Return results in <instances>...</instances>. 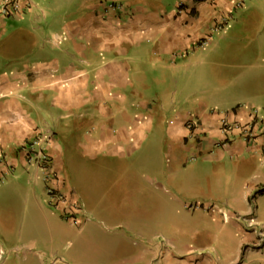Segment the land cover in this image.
I'll return each mask as SVG.
<instances>
[{"label":"crops","instance_id":"obj_1","mask_svg":"<svg viewBox=\"0 0 264 264\" xmlns=\"http://www.w3.org/2000/svg\"><path fill=\"white\" fill-rule=\"evenodd\" d=\"M240 6L245 21L264 20V0H15L14 13L0 11V183L10 174L19 186L22 173L27 188L14 190L25 197L14 219L1 211L13 193L0 190V264H264V30L219 28ZM156 79L179 96L148 95ZM192 87L204 93L188 102ZM223 118L250 123L251 138L223 132ZM145 146L155 156L142 161ZM78 154L93 168H132L131 158L140 168L129 178L137 173V183L116 175L114 207L87 209L106 217L77 228L73 251L62 253L72 224L46 190L80 202L65 186ZM204 166L221 172L218 192L195 174ZM191 186L201 192L184 195ZM160 193L191 216V230L175 221L162 239L144 218L132 221Z\"/></svg>","mask_w":264,"mask_h":264},{"label":"rangeland","instance_id":"obj_2","mask_svg":"<svg viewBox=\"0 0 264 264\" xmlns=\"http://www.w3.org/2000/svg\"><path fill=\"white\" fill-rule=\"evenodd\" d=\"M242 7V8H241ZM240 10L239 13H231V16H229L228 18H226L221 25L219 26V28H225L228 29L230 32V35L239 32V31H245L248 32L249 34H252L255 31H262L264 30V20H260L259 18H253L252 21L250 22V20L245 21L244 19V15L248 14L247 12H245L243 10V6H240L237 8L236 11ZM243 11V12H241ZM257 20V21H256ZM150 73L152 74H159V71H155L154 66H150ZM165 72V73H164ZM163 72V77H165L166 79L167 74L170 73V71L168 70H164ZM223 73V72H222ZM219 76H221V74ZM178 78V76H176ZM160 80L156 79L155 82L151 85H149L148 87H146V92L148 95L151 94V92L154 93H160L157 95V98H159V100L163 102L166 101V99H168V95L166 94L167 90H170L171 87H167V85L161 84L159 83ZM189 88V87H188ZM194 87L190 88L191 92L190 94L191 97L189 98L188 102L192 101L193 99H197L198 97H202L203 93L199 90L193 89ZM212 88H214L212 86ZM144 89V90H145ZM185 93H187L185 91ZM209 93V94H208ZM204 95H209V97H211L213 95L212 91L208 92ZM182 95H185L184 92L182 93ZM169 96L172 98V96H179L178 90H174L172 92V89L170 91ZM230 97V96H229ZM169 100V99H168ZM227 100H223L222 102H226ZM165 106V104H164ZM170 109V108H169ZM168 107H165L164 110H162V114L167 115V113L169 114L171 110H169ZM172 109L174 110L175 108L172 106ZM171 117H164L163 120L167 121L168 119H170ZM149 148V147H148ZM147 146L143 147L141 150V159L142 161L145 159V157H154L155 155L152 154H147ZM77 153L81 152V150H75ZM149 152V151H148ZM79 156V157H78ZM84 155L82 154H78L77 155V160H78V165L75 166H71L69 164V162L67 161L65 164V168H66V173L68 172L69 175H71V177L67 178V181L65 183L66 188L68 186H72L73 189V193L76 197H78V200H80V206L82 209V212L80 214H76V219L79 220V223H74L69 221L72 225L71 227L68 226L65 234L61 237L60 239V252L62 253H66V252H71L74 249V235H75V231L77 230V228L83 227V231L85 232L84 229H88V225L90 223L95 222L96 220H103V216L106 217V214L103 213V215L101 214H95V213H89L86 214V210L91 208H94L96 206H98L99 211L102 212V210L104 209H108L111 208L110 206L114 205L113 202L115 200V196L112 194L113 188H112V184H116L115 181H119V176L116 175H120V174H125V177L122 178L121 180L124 181V183L122 184H127L129 185L131 182H136V178L138 175L137 173L135 174V177L130 180V175L132 173V176L134 174V170L133 168H139L138 167V160L135 162L134 158L130 159L133 162H130L132 164H134L135 166L130 168L129 164L127 165V167L125 168L124 166V170H123V166L121 167H113L115 170L112 169V167H103V166H99L98 168H93L90 162L87 161V159L85 157H82ZM161 163H162V169L165 170L168 168V166L170 165V158H167L165 155H162L161 157H159ZM128 161V160H127ZM146 162V161H145ZM149 162V161H148ZM122 163V160H121ZM123 164V163H122ZM146 167V166H144ZM143 166L141 169H145ZM126 169V170H125ZM215 168L213 167H208V166H204L203 168H196L195 174L200 176V178L202 180L207 179L210 184L212 183L213 185H211V189H214L215 191L218 192V185H215L216 181L218 183L219 180H217V178H215V173L217 174H221V172H215L214 171ZM19 169L15 170V174H19ZM180 170V172H178V174H182ZM185 172V171H184ZM226 174V173H225ZM13 175H14V171H13ZM128 176V177H127ZM140 176H141V172H140ZM19 180H20V185H16L17 183H14V181H18V180H13L10 176V174L6 177V179H4L1 183H0V190L5 189V187H9L7 189L11 190L13 193V196L11 199H2L1 197V211L3 209H5V212L2 211V214L4 215V217H8L9 215H11L14 219V210H16L17 214L22 207V204L24 202L25 197H22V193L21 194H16L17 198H14V190H16L17 192H24L26 191V187L24 184V180H25V174L20 173L19 175ZM219 179V178H218ZM7 180V181H5ZM10 180V181H9ZM206 181V180H205ZM120 183V182H119ZM142 184L146 185L145 183L141 182ZM214 187V188H213ZM127 191H129L130 186H127ZM142 188L146 189L147 191H150L151 189H153L152 186H142ZM199 189V190H198ZM193 188L191 186V190L186 191V193L184 195H195L198 194L199 192H201L200 188ZM238 189V186L235 188ZM199 191L198 193L196 191ZM191 191V192H190ZM129 195V193L127 194V196ZM157 196H160V198L156 197L153 200L150 198H146L145 200H147L148 202H150L148 204V206L145 209V212H142L141 215H139L137 210H132L131 215H129L132 219V221L135 220H139L144 218V223H146L147 225V229L146 232L147 234H152V233H157L161 234V235H157L159 237H161L162 239H166L167 236H170L172 232H176V228L174 226L175 225V221H177L179 223V232L180 233H185L189 230H191V225L193 226L192 223V219L190 218L191 216H189L188 214H186V212H183L182 210H180L179 206H175L170 204V202L168 203V199L163 195V193L158 194ZM151 197H154L151 195ZM156 199V200H155ZM129 200H131L133 202V194L131 197H126V202H128ZM19 201V202H18ZM21 201V202H20ZM14 203H15V207H14ZM110 205V206H108ZM133 206L136 207H132V209H136L138 208V204L137 201L135 202V204H133ZM91 207V208H90ZM114 207V206H112ZM29 209H31V206H29ZM171 211H175L177 212L176 216L177 219L175 220L174 218V214H172ZM104 212H108V211H104ZM10 216V218H11ZM65 216V215H64ZM114 216V215H112ZM158 216V218L161 220V226L160 224H157L154 222V218ZM66 217V216H65ZM93 218L92 220L90 218ZM104 217V218H105ZM67 219V218H66ZM109 221H112V219H110ZM14 223V221H13ZM133 223V222H132ZM101 224H103L104 226H102L103 228L107 229L109 227L106 228V224L107 221H101ZM173 225V226H172ZM96 227V226H95ZM190 227V228H189ZM101 229V231H106L105 229ZM214 229V227H213ZM99 230V229H98ZM2 232H4L5 230H2ZM100 231V232H101ZM108 233V231H107ZM13 236H14V232H13ZM158 237V239L160 240V238ZM69 241H71V243H69ZM63 246V247H62ZM12 257L14 258V254H12Z\"/></svg>","mask_w":264,"mask_h":264},{"label":"built area","instance_id":"obj_3","mask_svg":"<svg viewBox=\"0 0 264 264\" xmlns=\"http://www.w3.org/2000/svg\"><path fill=\"white\" fill-rule=\"evenodd\" d=\"M14 3L15 0H4L3 3L0 5V11L3 15H9L14 13ZM259 120H263L259 119ZM193 123H187L188 127H192ZM220 127L223 132H231L237 131L238 133L242 134L243 138L249 139L252 136V126L250 123H240V122H228L226 119H221ZM36 157L40 162V165L45 166L47 164V156L42 150L36 151ZM47 193L49 195L52 204L57 206V204H61L63 208L66 207V213L64 215L66 218L74 223H79V220L76 219V214L81 212V206L76 201V199H71L69 193L58 192L56 189L52 187H47ZM3 253L2 248L0 247V258Z\"/></svg>","mask_w":264,"mask_h":264}]
</instances>
